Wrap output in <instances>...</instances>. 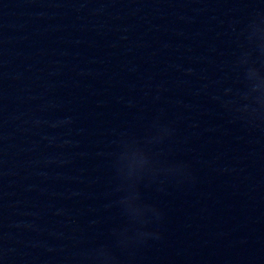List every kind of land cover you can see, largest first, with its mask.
Listing matches in <instances>:
<instances>
[{
	"label": "water",
	"instance_id": "1",
	"mask_svg": "<svg viewBox=\"0 0 264 264\" xmlns=\"http://www.w3.org/2000/svg\"><path fill=\"white\" fill-rule=\"evenodd\" d=\"M0 264H264V0H0Z\"/></svg>",
	"mask_w": 264,
	"mask_h": 264
}]
</instances>
